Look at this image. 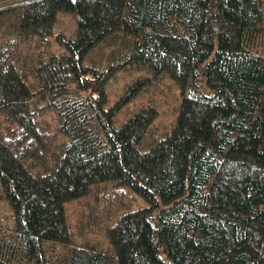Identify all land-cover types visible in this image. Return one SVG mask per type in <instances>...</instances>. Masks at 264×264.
<instances>
[{
	"label": "trees",
	"instance_id": "16d2710c",
	"mask_svg": "<svg viewBox=\"0 0 264 264\" xmlns=\"http://www.w3.org/2000/svg\"><path fill=\"white\" fill-rule=\"evenodd\" d=\"M0 201V264H264V0H0Z\"/></svg>",
	"mask_w": 264,
	"mask_h": 264
},
{
	"label": "rangeland",
	"instance_id": "374dc122",
	"mask_svg": "<svg viewBox=\"0 0 264 264\" xmlns=\"http://www.w3.org/2000/svg\"><path fill=\"white\" fill-rule=\"evenodd\" d=\"M74 23L75 22L72 19V16L70 14H67V15L61 16L59 18L58 26L56 29L58 31L63 30L66 32H70L74 28ZM49 38L51 41V45L49 47L41 46L38 48V47H35L34 45L31 44V45L20 46V48L23 51L29 52L31 55L37 54L40 51L42 56H46L49 51H54V52L60 51L61 47L56 44V42L52 39V36H50ZM11 46L15 47V44H11ZM97 57L104 59V64H98L97 63L100 66H104L107 62L108 56H97ZM125 79H126V74H122V71H120V70L118 71L117 74L116 73L112 74V76L110 77V79L106 85L108 102H112L113 99L118 95L119 89H120V83L124 82ZM158 100H159L158 102L157 101L153 102L152 105L157 104L159 109H160V107H164V109L167 110V112H165V114L168 116V113H170V110H168V107H171V105L173 104L172 95L167 90V94L165 92H163L162 95L158 96ZM132 109H133V104L129 103L125 107V110H123V112H122L123 114H120L119 120L122 121L123 119H127V116L131 115L130 111H132ZM124 201H125V204L118 208L119 213L127 210L130 207H136V206H140L143 204V200L141 198H139L136 194L130 192L129 190H126V195L124 196ZM67 204L68 203H66V205ZM2 205H4V206H2ZM6 207H7V204L4 201H0V208L4 209ZM75 216H76L75 210L69 209V217L71 219L72 224L75 220ZM98 235L100 236L101 234L99 233ZM90 238H93V236H90ZM106 244L110 245L107 241H106Z\"/></svg>",
	"mask_w": 264,
	"mask_h": 264
}]
</instances>
